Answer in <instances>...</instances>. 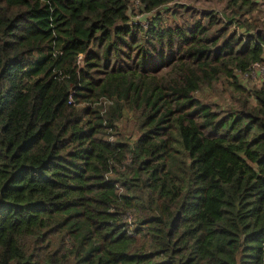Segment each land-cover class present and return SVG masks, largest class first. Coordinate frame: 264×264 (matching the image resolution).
Segmentation results:
<instances>
[{"label": "trees", "instance_id": "1", "mask_svg": "<svg viewBox=\"0 0 264 264\" xmlns=\"http://www.w3.org/2000/svg\"><path fill=\"white\" fill-rule=\"evenodd\" d=\"M133 1L0 0V264H264V0Z\"/></svg>", "mask_w": 264, "mask_h": 264}, {"label": "rangeland", "instance_id": "2", "mask_svg": "<svg viewBox=\"0 0 264 264\" xmlns=\"http://www.w3.org/2000/svg\"><path fill=\"white\" fill-rule=\"evenodd\" d=\"M133 1V0H132ZM133 3H135L133 1ZM177 5L183 6V7H190L193 9H196L198 11H209V12H215L218 16L223 17L226 2L224 0H177ZM137 5V3H135ZM175 5H170L169 9L174 10ZM264 10L263 7H261V10ZM138 12V11H136ZM135 12V13H136ZM135 21H143L144 18L142 17H136L134 18ZM255 77H250L248 79L242 78V83L244 85L248 86H256V83L259 85V79L264 77L262 75V71L258 70L257 74L254 75ZM256 78V79H255ZM199 98H201L204 102L208 104H214L217 107H221L225 110H228L231 102L233 93L230 90V88L224 83L220 82L218 85L214 87V89L205 91L204 93H201L198 95Z\"/></svg>", "mask_w": 264, "mask_h": 264}, {"label": "built area", "instance_id": "3", "mask_svg": "<svg viewBox=\"0 0 264 264\" xmlns=\"http://www.w3.org/2000/svg\"><path fill=\"white\" fill-rule=\"evenodd\" d=\"M258 70H261L262 71V75L264 76V64H262V65L259 64V65H255L254 68H253V70L250 72V74L249 75H246L244 78L245 79H248L250 77H255L254 75L257 74V71ZM259 82H260L259 85H261L264 82V77H262L261 79H259Z\"/></svg>", "mask_w": 264, "mask_h": 264}]
</instances>
